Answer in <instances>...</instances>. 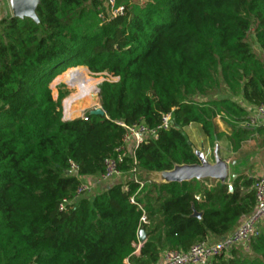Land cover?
Segmentation results:
<instances>
[{"label": "trees", "instance_id": "1", "mask_svg": "<svg viewBox=\"0 0 264 264\" xmlns=\"http://www.w3.org/2000/svg\"><path fill=\"white\" fill-rule=\"evenodd\" d=\"M142 1L114 0L124 13L109 17L104 0H39L37 22L0 18V264H156L166 250L225 237L252 212L253 177L155 183L143 174L198 163L183 132L189 124L231 152L264 137L241 126L248 109L236 99L264 104V0ZM68 62L107 73L103 116L62 119L69 92L58 87L54 98L49 83ZM73 78L94 86L81 72ZM220 88L229 97L214 98ZM168 112L173 126L119 166L123 174L135 168L137 181L109 184L60 210L80 182L70 163L78 176L99 175L121 144L120 123L155 129ZM141 229L146 240L136 254ZM211 264H264V219L245 245Z\"/></svg>", "mask_w": 264, "mask_h": 264}, {"label": "built area", "instance_id": "2", "mask_svg": "<svg viewBox=\"0 0 264 264\" xmlns=\"http://www.w3.org/2000/svg\"><path fill=\"white\" fill-rule=\"evenodd\" d=\"M114 0H104V6L109 17L116 15H123L122 7H115ZM99 17L103 21H107L102 14ZM100 107V105H98ZM97 107H94L95 109ZM70 109L64 108L63 116L65 113L68 115L66 120L70 119ZM83 121L88 120V114L83 115L81 118ZM125 129V134L122 137L121 144L114 149L112 156L104 160V170L99 175L95 176H78L77 165L70 163L69 172L71 175L77 176L80 179L78 186L74 192V196L71 199H62L59 208L65 210L67 206H71L72 202L78 198L85 196V194L91 193L97 187H104L114 183V180L127 176L137 181L136 169L133 168L129 173L123 174L120 171L119 166L123 162L124 158L128 155H133L135 148L146 142L149 139H156L160 130H168L173 126L171 112L161 115L159 125L155 129H149L143 122L126 125L120 123ZM241 126L249 129H261L264 130V104L251 106L248 109V115L241 123ZM140 187L143 185L139 182ZM254 207L252 212L246 216L238 226L228 235L216 242H210L208 240L201 241L192 245L187 251L178 250H166L164 251L159 261L156 264H211L214 256L230 249L236 245H245L246 242L258 232V227L264 219V171L258 175L254 181ZM131 203H135L134 198H130ZM141 222L146 223V217L143 214ZM141 242H138L135 253H138Z\"/></svg>", "mask_w": 264, "mask_h": 264}, {"label": "rangeland", "instance_id": "3", "mask_svg": "<svg viewBox=\"0 0 264 264\" xmlns=\"http://www.w3.org/2000/svg\"><path fill=\"white\" fill-rule=\"evenodd\" d=\"M134 2H137L139 4H143L142 0H134ZM2 15L4 17L11 15V11H10L9 4H8L7 0H0V18ZM248 42L250 43L251 48L254 52H256V53L259 52L258 48L255 44V41L253 40L251 33L248 35ZM71 65H73L72 62H68L67 64H65L63 66V68H66V69L61 74H58L54 78H52L50 83H49V86H50L51 91H52V96L54 98H56V96H57V90H58L57 88L58 87L63 88L69 92L63 98V100L61 102L62 119L63 120H66V118H68L67 117L68 115L66 113H65L66 117L63 116V111L65 108L63 101L67 98H70L73 94H76L77 90L82 85H84L83 83L82 84H76L74 82L73 76L75 75L76 72H81V73L85 74L86 77L88 78V81H90L91 83H94V86L92 85L94 87V92H92V95L89 97L77 99L75 102H73V104L71 106L72 108L70 107V110H69L70 119L81 118L83 115H87L89 113V111L92 110L94 107H98V105H100L99 104V86H100L101 82L104 81L105 79H107V77H108L107 73H105V72L100 73V74H93V73H90L87 70V68H85L84 66H71ZM69 66H71V67H69ZM74 68L77 70L72 75L68 76L66 73L67 70L68 69H74ZM226 96L229 97V94L227 93L225 88H220V90L215 94L214 98H220V97H226ZM236 99L239 102L242 101L240 98H236ZM84 101L86 102V104H84L85 103ZM242 102H240V103H242ZM197 134H199L198 131L189 132L187 137L189 138V140L193 141L195 147H197V146L201 147V143L199 140L200 138ZM204 147H205L204 150H201V151L206 154L207 159L209 161H214V155H215L214 150L216 149V150H218V154L221 155V157H224V158H227L230 160L231 159H235L237 161L242 160L246 163V162H249L252 159L256 158L257 155H259L260 157L263 155V153H264V137H262L261 135H255L254 134V136L251 138V140H248L247 142H245V144L237 152H231L229 145L224 140H219V141L215 142L214 144H210L206 139H204ZM252 167H253V165H251L249 168H252ZM238 170H241V169H238ZM239 172L243 173L242 171H239ZM249 172H250L249 174H251L253 176V179L255 181L261 171L257 167H255V168H252V170L250 169ZM228 174L230 176L232 174L231 171H228ZM136 175H137V173H136ZM114 181L115 182L113 184L118 182V179L114 180ZM101 188L102 187H97L91 193L85 194V196L92 198L96 193L100 192Z\"/></svg>", "mask_w": 264, "mask_h": 264}, {"label": "water", "instance_id": "4", "mask_svg": "<svg viewBox=\"0 0 264 264\" xmlns=\"http://www.w3.org/2000/svg\"><path fill=\"white\" fill-rule=\"evenodd\" d=\"M12 17L30 18L37 22L36 8L39 0H7ZM90 115H104V110L100 107L89 111ZM198 159V163L191 165H175L171 170L160 171L163 176V182H183L191 179H212L220 183H224L229 179L228 165L218 154V150H214V161L210 163L203 152L194 151ZM231 177H235L232 175ZM194 216L200 217V213L194 211ZM146 235L143 229L139 231V241L143 243Z\"/></svg>", "mask_w": 264, "mask_h": 264}, {"label": "crops", "instance_id": "5", "mask_svg": "<svg viewBox=\"0 0 264 264\" xmlns=\"http://www.w3.org/2000/svg\"><path fill=\"white\" fill-rule=\"evenodd\" d=\"M3 15L1 16V18L4 17ZM241 104L244 107H246L247 109L251 108V106L248 105L246 102H242ZM193 131H198L199 134H197V135L199 136V138H200L199 140H200V143H201V147L200 146L195 147L193 141L190 140V142L193 145V150L197 151V152H202L201 150H204V148H205L204 147V139H205V137L202 135V132H201L199 126L196 125V124H189V125H187L186 127L183 128V132L186 135H188L189 132H193ZM203 154L207 158L206 154L205 153H203ZM220 157H221V155H220ZM221 158L227 162L228 171H231V173H232L229 176V178L232 175L236 176V175H239V174H243V175H246V176H249V177H253L251 174H249L250 173L249 170L250 169L252 170V168H255V167H257L261 171L259 174H261L264 171V153H263V155L261 157L259 155H257L256 158H254L251 161L246 162V163L244 161H242V160L237 161L235 159H231L230 160V159H227V158H224V157H221ZM209 162L212 163L213 161H209ZM251 165H253V167L249 168ZM238 169H241V170H238ZM239 171H242L243 173H240ZM143 176L148 182L161 183V182L164 181L163 176L159 172H147V173H144ZM126 177L127 176L124 175L123 178H119L118 182H116V183L125 182L127 180ZM220 239H222V238H217V237L211 236L207 240L210 241V242H216V241H218Z\"/></svg>", "mask_w": 264, "mask_h": 264}, {"label": "bare ground", "instance_id": "6", "mask_svg": "<svg viewBox=\"0 0 264 264\" xmlns=\"http://www.w3.org/2000/svg\"><path fill=\"white\" fill-rule=\"evenodd\" d=\"M92 92H94V87L91 85H82L78 90L76 94H73L70 98L65 99L64 107L66 109H70L73 102H75L77 99H82L85 97H89L92 95ZM87 99V98H86ZM85 100V99H84ZM85 102V101H84ZM91 102V101H90ZM86 104V102L84 103ZM72 108V107H71ZM73 111V110H72ZM76 112V111H75ZM77 113V112H76ZM75 114V113H74ZM76 116V115H75Z\"/></svg>", "mask_w": 264, "mask_h": 264}]
</instances>
